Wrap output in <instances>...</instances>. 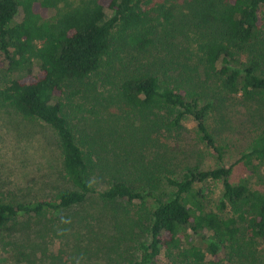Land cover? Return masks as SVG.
Masks as SVG:
<instances>
[{
  "label": "trees",
  "instance_id": "1",
  "mask_svg": "<svg viewBox=\"0 0 264 264\" xmlns=\"http://www.w3.org/2000/svg\"><path fill=\"white\" fill-rule=\"evenodd\" d=\"M0 69L60 154L35 194L0 183V264H264V0H0ZM234 98L262 121L237 178ZM187 122L214 166L178 163Z\"/></svg>",
  "mask_w": 264,
  "mask_h": 264
},
{
  "label": "rangeland",
  "instance_id": "2",
  "mask_svg": "<svg viewBox=\"0 0 264 264\" xmlns=\"http://www.w3.org/2000/svg\"><path fill=\"white\" fill-rule=\"evenodd\" d=\"M8 79V73L0 69V85L6 84ZM98 88V91L104 90L100 85ZM90 107V103L87 104V108ZM88 109L74 107V113L78 116L83 111L89 114ZM251 112L252 110L241 99L234 98L228 109L224 111L229 114L227 125L224 121L226 129L212 123L215 134L220 140L229 136L225 161L227 165L234 166V178L244 173L243 164L239 159L250 130L262 122L258 114L253 118ZM185 127L186 129L180 132L170 133V136L165 132L167 143L169 142L174 153L184 151L189 153L186 156L182 153L178 163L182 161L200 163L203 167L214 166L213 157L204 147L195 144L189 136L192 123L187 122ZM59 163L60 154L56 147V135L50 127L38 121L23 119L14 112L9 113L5 110L0 112V183L6 182L5 189L13 188L20 196L29 192L35 194L38 187L45 182L50 184L49 180L56 179L55 171ZM219 188L220 184L216 183L214 191L217 192ZM8 263L14 261L10 259Z\"/></svg>",
  "mask_w": 264,
  "mask_h": 264
}]
</instances>
